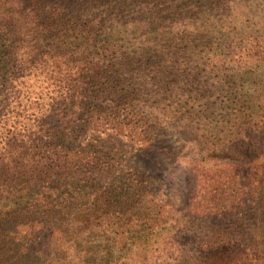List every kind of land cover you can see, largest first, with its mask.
I'll return each mask as SVG.
<instances>
[{
    "label": "trees",
    "instance_id": "obj_1",
    "mask_svg": "<svg viewBox=\"0 0 264 264\" xmlns=\"http://www.w3.org/2000/svg\"><path fill=\"white\" fill-rule=\"evenodd\" d=\"M0 264H264V0H0Z\"/></svg>",
    "mask_w": 264,
    "mask_h": 264
},
{
    "label": "rangeland",
    "instance_id": "obj_2",
    "mask_svg": "<svg viewBox=\"0 0 264 264\" xmlns=\"http://www.w3.org/2000/svg\"><path fill=\"white\" fill-rule=\"evenodd\" d=\"M162 136V139L160 140L162 142V144L157 145L160 146L158 148L161 152H157L155 154V158H156V162H157V166H159V164L161 163L163 167V171H164V176H167V179H169L170 181H166L163 177L164 180V184L161 186L160 188V192L162 193H170L174 184L172 182V173L174 174V172L176 173V166L174 164V162L172 161L173 157H174V152H176L179 148V145H181L178 141V134L174 129L168 128V129H164L162 134H159ZM172 148V149H171ZM171 151H170V150ZM153 162V160H152ZM171 165H175L173 167V169L171 170V174L170 169H171ZM161 166V167H162ZM162 169L159 168V171ZM170 174V178L168 177V175Z\"/></svg>",
    "mask_w": 264,
    "mask_h": 264
}]
</instances>
